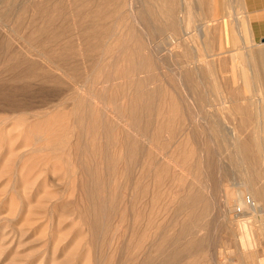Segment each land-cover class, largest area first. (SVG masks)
Returning a JSON list of instances; mask_svg holds the SVG:
<instances>
[{
  "label": "rangeland",
  "instance_id": "1",
  "mask_svg": "<svg viewBox=\"0 0 264 264\" xmlns=\"http://www.w3.org/2000/svg\"><path fill=\"white\" fill-rule=\"evenodd\" d=\"M238 2L0 0V264H264V39L247 30ZM167 22L204 36L167 50ZM74 23L90 35L139 29L152 68L116 74L129 66L112 61L119 50L86 52L81 27L65 26ZM12 55L38 70H11ZM41 70L60 84L36 78ZM65 85L84 100L77 117ZM55 112L64 122L39 148L27 126ZM235 198L253 204L245 217L233 212Z\"/></svg>",
  "mask_w": 264,
  "mask_h": 264
},
{
  "label": "bare ground",
  "instance_id": "2",
  "mask_svg": "<svg viewBox=\"0 0 264 264\" xmlns=\"http://www.w3.org/2000/svg\"><path fill=\"white\" fill-rule=\"evenodd\" d=\"M159 1V0H158ZM26 2H28V1H26ZM32 3V2H31ZM45 3V2H44ZM43 3V4H44ZM101 3H102V1H101ZM105 3V2H104ZM41 4V3H40ZM46 4V3H45ZM44 4V5H45ZM51 4V3H50ZM49 4V5H50ZM54 4V3H53ZM111 4V3H110ZM35 5V4H34ZM38 4H36V6H37ZM212 5V4H211ZM34 7L35 9H36V11L38 12V14L41 12V11H44L43 10V7L41 8L40 7V5H39V8H37V7ZM82 6V5H81ZM85 6V5H84ZM208 6V5H207ZM209 6H210V4H209ZM52 7V6H51ZM59 7V6H58ZM45 8H47V7H45ZM44 8V9H45ZM76 8V7H75ZM209 8V7H208ZM214 8V7H213ZM47 9H49V8H47ZM46 9V10H47ZM52 9V8H51ZM59 9H62V7L61 8H59ZM58 9V10H59ZM176 9V8H175ZM207 9V8H206ZM56 10H57V6H56ZM55 11V10H54ZM129 11V10H128ZM214 11V10H213ZM24 12V11H23ZM46 12V15L48 14L47 13V11H45ZM56 12V11H55ZM208 12V11H207ZM43 13V12H42ZM41 13V15H45V13H43L42 14ZM51 13V11L49 10V14ZM52 13H54V12H52ZM58 14L60 13V11H58L57 12ZM63 12H61V14H56V15H58V16H60V15H63L62 14ZM209 13V12H208ZM207 13V14H208ZM23 14V13H22ZM49 14L47 15V16H49ZM43 15V16H44ZM80 15V14H79ZM155 14H153V16H154ZM160 15V14H159ZM183 15H184V13H183ZM209 15V14H208ZM207 15V16H208ZM47 16H46V18H47ZM53 16V15H52ZM52 16H50V17H52ZM81 16V15H80ZM84 16H86V15H84ZM106 16V15H105ZM114 16V15H113ZM148 16V15H147ZM45 17V16H44ZM43 17V18H44ZM97 17V16H96ZM161 17V16H160ZM46 18H45V20H46ZM90 18V17H89ZM107 18V17H106ZM147 18V17H146ZM149 18V17H148ZM159 18V17H158ZM158 18H156L157 19V21H158ZM205 18V17H204ZM102 19H103V17H102ZM126 19V18H125ZM169 19V18H168ZM173 19V18H172ZM48 20L51 22V18H48L47 19V22L45 23V24H47V23H49L48 22ZM151 21V20H150ZM170 21H172V20H170ZM175 21V20H174ZM41 22H45V21H41ZM185 22V21H184ZM122 23V22H121ZM159 24V23H158ZM183 25V24H182ZM43 26V25H42ZM47 26V25H46ZM45 25H44V28L46 27ZM50 26H52V24L50 25ZM66 27H68V28H70L71 26H73V27H81V29H82V34H78V35H80V36H78L79 37V42H81L82 44H84L85 46H84V48H85V51L87 52V51H91L93 54H94V52L95 51H97L98 52V54L101 52V54L99 55V57L100 58H108V52H110L109 53V56H111L110 54H111V51H116V49H118L117 51V53H119V54H117V56H112L113 58H111L112 59V61H115V60H119V62L121 63V61L123 60V61H125L126 63H128L127 65H129V66H127L128 68H127V70L126 71H124L123 69L121 70V69H119V71L116 73V74H120V76L122 75H124V74H126V73H133L134 71H136V70H138V72L139 73H143V71H140V70H142V69H144V68H146V66L148 67L149 66V62H150V58L149 57H147L146 56V52L144 53L143 52V47H142V43L144 42L143 40H142V38L140 39V35L138 34L139 33V31L138 32H136L137 30H139V29H137V28H133V30L134 29H137V30H131L130 29V27H128L129 29H125V28H122L123 30L121 31V32H119V29L118 30H116V31H114V32H110V33H108L107 32V30H106V32L107 33H104L103 32V30H102V34H99V33H95V34H93V35H90L89 33V31H87V32H89L88 34L85 32V30H83V26H86L85 25V23H82V24H80V23H74V24H72V25H70V24H66L65 25ZM90 26V25H89ZM121 26V25H120ZM138 26V25H137ZM157 26V25H156ZM160 26V25H159ZM72 27V28H73ZM88 27V26H87ZM86 27V28H87ZM160 27H162V26H160ZM164 27L166 28H162V29H164V31L165 32H167V33H169L168 34V41H169V43L167 44V47H166V49L167 48H178V49H182L184 46L182 45L183 43L184 44H186V42H188L190 39H191V35H192V33L193 32H198L199 33V35L200 36H204L203 34H204V32L203 31H201L198 27H195L194 29H192L191 31L190 30H188L187 28L185 29H183V26H181V25H179V24H176V23H173V22H171V23H166L165 25H164ZM47 28V27H46ZM45 28V29H46ZM57 28V27H56ZM63 27H61V29H62ZM92 28H94V27H92ZM91 28V29H92ZM50 29V28H49ZM48 29V30H49ZM80 29V28H79ZM81 29H80V31H81ZM141 29V28H140ZM160 29V28H159ZM161 29V30H162ZM70 30V29H69ZM69 30H67L66 31V29L64 28V30H62L61 31V33L63 32V34H64V32L66 31L67 32V35L69 34L68 32H69ZM75 30V29H74ZM160 30V31H161ZM46 31V30H45ZM52 31H54V32H56L55 30H53L52 28H51V32ZM142 31V30H141ZM145 32H146V30H144ZM143 31V32H144ZM149 31V30H148ZM44 32V29L43 28H38V29H36L35 31H34V33L35 34H38V35H42V34H44L43 33ZM79 32V31H78ZM85 32V33H84ZM96 32V31H95ZM97 32H99V31H97ZM151 32V29H150V31H149V33ZM155 32V31H154ZM46 33H47V31H46ZM57 33V32H56ZM60 33V34H61ZM80 33V32H79ZM140 33H142V32H140ZM55 34V33H54ZM46 35H48V34H46ZM49 35H50V33H49ZM65 36H66V34H64ZM147 35V34H146ZM153 35V34H152ZM53 36V35H52ZM51 36V37H52ZM56 36H60L59 34L57 35L56 34ZM64 36V37H65ZM71 35H69V37H70ZM149 36V35H148ZM150 36H151V34H150ZM41 37H43V36H41ZM48 37V36H47ZM46 37V38H47ZM64 37H62V35H61V39L62 38H64ZM69 37L67 36V38L69 39ZM77 37V36H76ZM144 37V36H143ZM48 38H50V37H48ZM57 37H55V39H56ZM60 38V37H59ZM146 38V37H145ZM45 39V37L43 38V40ZM54 39V38H53ZM76 39V38H75ZM111 39V40H110ZM144 39V38H143ZM150 39V38H149ZM201 39V38H200ZM50 40V39H49ZM49 40H44V42H43V44H44V46H51L50 44H52V43H54V42H51V41H49ZM57 40V39H56ZM106 40L108 41L107 43H106ZM141 40H142V43H141ZM153 40H154V38H153ZM77 41H78V39H77ZM98 41H104L102 44H104V45H101V43L99 44V46H102L101 48L97 45V42ZM109 41H111L110 43H109ZM146 41H148L147 39H146ZM70 42H72V41H70ZM64 43L63 45H61V46H59L58 45V48L59 49H61L63 52H65V53H70L71 54V52L73 53V51H74V43ZM148 42H150V41H148ZM152 42V41H151ZM192 42V41H191ZM207 42V41H206ZM189 43V42H188ZM194 43H197V42H194ZM208 43V42H207ZM109 44H110V46H109ZM145 44V43H144ZM157 45V44H156ZM145 46V45H144ZM147 46V45H146ZM148 46H149V44H148ZM110 48H113V49H115V50H113V49H111V51H110ZM157 47H155V49H156ZM189 48V47H188ZM146 49V48H145ZM180 49V50H181ZM192 49V48H191ZM151 50V49H150ZM168 50V49H167ZM186 50V49H185ZM197 51H199L198 49H196ZM100 51V52H99ZM147 51H148V48H147ZM193 51V50H192ZM195 51V50H194ZM196 51V52H197ZM60 52V51H59ZM97 52H95V53H97ZM175 52V51H174ZM180 52H182V51H180ZM184 52V51H183ZM191 52V51H190ZM91 53V54H92ZM153 53V52H152ZM188 52H185V54H187ZM201 53V52H200ZM69 54V55H70ZM86 54V53H85ZM154 54V53H153ZM177 54H179V53H177ZM190 54V53H189ZM52 56L54 55H56V57H54V58H57L58 57V55L57 54H51ZM84 55V54H83ZM88 55V54H87ZM149 55V54H148ZM175 55V54H174ZM183 55V59H184V54H182ZM192 55H193V53H192ZM195 55H197V54H195ZM60 56V55H59ZM62 56H64V55H62ZM66 56V55H65ZM67 56H68V54H67ZM107 56V57H106ZM152 56V55H151ZM177 56V55H176ZM187 56V55H186ZM197 56H199V55H197ZM201 56V55H200ZM200 56H199V58H200ZM211 56V55H210ZM210 56H209V58H210ZM69 57V56H68ZM67 57V58H68ZM88 57V56H87ZM91 57V56H90ZM90 57H88L89 59H90ZM153 57V56H152ZM192 57H195V56H191V58ZM46 58H47V56H46ZM66 58V59H67ZM86 58V57H85ZM136 58V65L135 64H133L132 62H134V59ZM198 58V59H199ZM202 58V57H201ZM204 58V57H203ZM202 58V59H203ZM19 58L18 57H15L14 55H12V56H10V64H11V67H10V69L11 70H17V69H19V65H21L22 63H23V66H24V68L25 69H27V72L29 71H31L32 69H36L37 68V70H38V64H37V62H33V61H29V60H26V59H24V62H20V60H18ZM52 59V58H51ZM59 59H60V57H59ZM66 59H64V60H66ZM69 59V58H68ZM87 59V58H86ZM89 59H87V60H89ZM93 59V58H92ZM152 59V58H151ZM154 59V58H153ZM152 59V60H153ZM185 59H186V57H185ZM208 59V58H207ZM22 60V59H21ZM58 60V59H57ZM91 60V59H90ZM101 60V59H100ZM192 60H193V62H194V64L197 62V57H195L194 59H191L190 61H189V63L191 64L192 63ZM200 60V59H199ZM59 61V60H58ZM61 61V60H60ZM69 61V60H68ZM93 61V60H92ZM98 61V60H97ZM109 61V60H108ZM181 61V60H180ZM188 61V60H187ZM187 61L185 62L186 64H187ZM66 62H67V60H66ZM96 61H94V63H95ZM99 62V61H98ZM116 62V61H115ZM156 62V61H155ZM184 62V61H183ZM62 63H65V62H63V59H62ZM91 63V62H90ZM114 63V62H113ZM118 63V62H117ZM119 63V65H122V64H120ZM153 63H154V61H153ZM179 63V62H178ZM177 63V64H178ZM205 63V62H204ZM65 64H67V63H65ZM125 64V63H124ZM124 64L122 65V66H124ZM151 64V63H150ZM193 64V65H194ZM201 64V63H200ZM97 66L98 65H101V64H96ZM118 65V64H117ZM118 65V66H119ZM175 65V64H174ZM181 65H183V63L181 64ZM185 65V64H184ZM192 65V66H193ZM196 65V64H195ZM194 65V66H195ZM150 66H152V65H150ZM179 66H180V64H179ZM178 66V67H179ZM194 66L192 67V68H194ZM200 66V65H199ZM204 66V65H203ZM93 67H95V66H93ZM92 67V68H93ZM100 67H102V66H99V68L98 67H96V68H98V69H100L99 70V72L101 73L102 71V69H104V70H106V68H100ZM120 67V66H119ZM186 66H184V68H185ZM209 67H210V65H209ZM95 68V69H96ZM111 68V67H110ZM152 68V67H151ZM150 68V69H151ZM154 68V67H153ZM196 68V67H195ZM31 69V70H30ZM113 69V68H112ZM118 69V68H117ZM147 69H149V67L147 68ZM149 69V70H150ZM182 69H183V67H182ZM189 69V68H188ZM198 69V68H197ZM197 69H194V70H197ZM205 69H206V67H205ZM204 69V70H205ZM91 70V69H90ZM93 70V69H92ZM145 70V69H144ZM148 70V71H149ZM179 70H180V68H179ZM199 70H201L200 68H199ZM127 71H129V72H127ZM145 71H147V70H145ZM184 71V70H183ZM182 71V72H183ZM24 72V71H23ZM22 72V73H23ZM33 72V71H32ZM92 72V71H91ZM120 72V73H119ZM196 72V71H195ZM31 73V72H30ZM94 73V72H93ZM113 73V72H112ZM147 73V72H146ZM199 73V72H198ZM53 74H54V72H53ZM107 74V73H106ZM109 75H110V73H109ZM112 75H114V74H112ZM34 76V75H33ZM115 77H116V75H114ZM113 76V77H114ZM127 76V75H126ZM161 76V75H160ZM252 76V75H251ZM19 77V76H18ZM32 77V76H31ZM87 76H85V78H86ZM98 77V76H97ZM182 77V76H181ZM185 77H186V75H185ZM189 77H190V74H189ZM36 78H41V79H44V80H48L49 78H51V80L53 79V82H55L56 84H60V81H59V79L57 78V76L55 77V76H53V75H51L48 71H46V70H41L40 71V74L39 75H36ZM88 78V77H87ZM121 78V77H120ZM191 78V77H190ZM61 79V78H60ZM108 79V78H107ZM182 79V78H181ZM187 79V78H186ZM252 79V78H251ZM20 80V79H19ZM102 80V79H101ZM152 80V79H151ZM167 80V79H166ZM178 80H180V77H179V79ZM196 82L198 83V76L196 75ZM195 81V80H194ZM75 82V81H74ZM140 82V81H139ZM200 82V81H199ZM142 83V82H141ZM134 85V84H133ZM141 85H143V84H141ZM171 85V84H170ZM173 85V84H172ZM187 85H189V84H187ZM216 85V84H215ZM222 85H224V84H222ZM228 85V84H227ZM65 86H67V91H71L72 90V87H74L75 86V84H73V86L71 87V85H65ZM138 86V85H137ZM194 86V85H193ZM225 86H226V84H225ZM76 87V86H75ZM74 87V88H75ZM129 87V86H128ZM133 87H135V85L133 86ZM139 87V86H138ZM137 87V88H138ZM141 87V86H140ZM143 87V86H142ZM141 87V88H142ZM229 87V86H228ZM73 88V89H74ZM173 88V87H172ZM214 88V87H213ZM216 88H217V86H216ZM221 88V87H220ZM219 88V89H220ZM77 89V88H76ZM75 89V90H76ZM143 89V88H142ZM225 89H226V87H225ZM22 90H24V89H22ZM156 90V89H155ZM165 90V89H164ZM177 90V89H176ZM222 90V89H221ZM229 90V89H228ZM118 91V90H117ZM116 91V92H117ZM121 91V90H120ZM148 91V90H147ZM197 91V90H196ZM225 91V90H224ZM232 91V90H231ZM136 92V91H135ZM141 92V91H140ZM146 92V91H145ZM166 93H167V91H165ZM215 92V91H214ZM218 92H219V90H218ZM236 92V91H235ZM239 92H240V90H239ZM238 92V93H239ZM151 93V92H150ZM173 93V92H172ZM198 93V92H197ZM225 93H228V91L227 92H225ZM237 93V94H238ZM95 94V93H94ZM97 95H98V93H96ZM95 94V95H96ZM137 94H138V92H137ZM177 94V93H176ZM219 94V93H218ZM229 94H230V92H229ZM231 94H232V92H231ZM239 94H241V93H239ZM62 95V94H61ZM61 95H60V97H61ZM104 95V94H103ZM119 95V94H118ZM152 95V94H151ZM167 95V94H166ZM165 95V96H166ZM134 96V95H133ZM139 96H140V94H139ZM154 96V95H153ZM228 96V95H227ZM230 96H232V95H230ZM233 96H234V94H233ZM79 96H78V93L76 92V91H74V90H72L71 92H69L68 94H66V96H65V98H64V100H63V102H64V105H67V107H69L70 105H71V107H70V111H71V113H72V115H75L76 117H77V114H78V111H79V109L82 107V105H83V103H84V100L82 99H80V97L78 98ZM110 97V96H109ZM57 98H59L58 96H57ZM100 98V97H99ZM156 98V97H155ZM166 98V97H165ZM168 98V97H167ZM170 98V97H169ZM151 99H153V98H151ZM173 99V98H172ZM168 100V99H167ZM59 101V100H58ZM166 101V100H165ZM174 101V100H173ZM53 102H55V101H53ZM60 102H61V100H60ZM69 102L71 103L70 105H69ZM102 102V101H101ZM133 102V101H132ZM172 102V101H171ZM170 102V103H171ZM173 103V102H172ZM114 104H115V102H114ZM174 104V103H173ZM168 105V104H167ZM172 105V104H171ZM176 105V104H175ZM7 106V105H6ZM84 106H85V104H84ZM134 106H136V105H134ZM164 106V105H163ZM90 107V106H89ZM93 107V109H94V107L95 106H91V108ZM127 107V106H126ZM133 107V106H132ZM136 107H138V106H136ZM171 107V106H170ZM174 107V106H173ZM97 108H95V110H96ZM117 109V108H116ZM137 109V108H136ZM135 109V110H136ZM169 109V108H168ZM246 109V108H245ZM250 109V108H249ZM94 110V111H95ZM170 110V109H169ZM168 110V111H169ZM60 111V110H59ZM87 111H89L88 110V108H87ZM93 111V110H92ZM137 111V110H136ZM143 111V110H142ZM168 111L166 112L167 113V115H168ZM246 111H248V110H246ZM12 112V111H11ZM97 112V111H96ZM95 112V113H96ZM125 112V111H124ZM132 112V111H131ZM135 112V111H134ZM133 112V113H134ZM140 112V111H139ZM159 112V111H158ZM173 112H176V111H173ZM90 113H91V111H90ZM93 113V112H92ZM91 113V114H92ZM111 113V112H110ZM118 113V112H117ZM127 113V112H126ZM135 113H138V112H135ZM177 113V112H176ZM56 114V112L52 115V116H50V117H47V119H41V120H39L38 122H33V123H31L30 125H28L27 126V130H26V135H27V138H30V140L32 141V143H37L38 144V146L39 145H42V147L44 148V147H47L48 145H50L51 143L50 142H52V141H54V140H56V136H55V134L56 133H54V125H56V123H63L64 121V118H65V114H62V115H55ZM99 114H100V111H99ZM171 115L173 114V113H170ZM246 114H248V113H246ZM45 115V114H44ZM47 115H49L48 113H47ZM46 115V116H47ZM89 115V114H88ZM120 115V114H119ZM118 115V116H119ZM170 115V116H171ZM175 115V114H174ZM92 116H93V114H92ZM92 116H90L91 118H95L94 116L92 117ZM100 116H102V115H100ZM246 116V115H245ZM38 117V116H37ZM1 118V117H0ZM59 118H60V120H59ZM84 118V117H83ZM86 118H88V117H86ZM97 118V117H96ZM100 118H102V117H100ZM135 118H137L136 116H135ZM166 118H168V116L166 117ZM165 118V119H166ZM249 118H250V116H249ZM19 119V118H18ZM23 118L21 117V119H19V122H23V120H22ZM171 120V118L169 117L168 118V120ZM248 119V118H247ZM251 119V118H250ZM250 119H248V120H250ZM57 120H59V122L57 121ZM81 120V119H80ZM89 120V119H88ZM92 120V119H91ZM99 120H102V119H99ZM170 120H169V122H170ZM173 120V119H172ZM17 121V120H16ZM25 121V120H24ZM82 121V120H81ZM93 121V120H92ZM104 121V120H103ZM167 121V120H166ZM246 121V120H245ZM26 122V124H28L27 123V121H25ZM96 122V121H95ZM106 122V121H105ZM168 122V121H167ZM250 122V121H249ZM24 123V122H23ZM100 123H101V121H100ZM19 124V123H18ZM22 124V123H21ZM25 124V123H24ZM60 124V125H61ZM76 124V123H75ZM91 124H93V123H91ZM91 124L89 125V129H90V126H91ZM96 124V123H95ZM97 124H98V122H97ZM102 124V123H101ZM109 124V123H108ZM164 124V123H163ZM65 125V124H64ZM103 125H104V123H103ZM103 125H102V128H103ZM107 125V124H106ZM106 125H105V128H106ZM73 126V125H72ZM166 126V125H165ZM59 127V126H58ZM61 127H63V126H61ZM96 128H97V126H95ZM94 128V127H93ZM62 129H64V127L62 128ZM95 129V128H94ZM65 130V129H64ZM67 130V129H66ZM107 130V129H106ZM109 130V129H108ZM260 130V129H259ZM258 130V131H259ZM4 131V130H3ZM68 131V130H67ZM105 131V130H104ZM56 132V131H55ZM60 132V131H59ZM62 132V131H61ZM93 132V131H92ZM261 132V131H260ZM64 133V132H63ZM62 133V134H63ZM106 133V132H105ZM59 134V133H58ZM37 135V136H36ZM61 135V134H60ZM59 135V136H60ZM63 135H65V134H63ZM3 136V135H2ZM57 137V139L58 138H60V137ZM62 136V135H61ZM112 136V135H111ZM259 136V135H258ZM64 137V136H63ZM66 138V137H65ZM63 138H61L60 140L61 141H59V142H61V143H63V141L64 140H62ZM260 139V138H259ZM237 140V139H236ZM235 140V141H236ZM58 141H56V142H58ZM261 141V140H260ZM43 142H46V144L45 143H43ZM254 143V142H253ZM59 143H57V145H58ZM56 144H54V146H55ZM55 146V149L56 148H60L61 147V145L59 144L58 146ZM235 145V144H234ZM64 146V145H63ZM62 146V147H63ZM247 146V145H246ZM252 146V145H251ZM41 146H39V148H40ZM61 147V148H62ZM236 147V146H235ZM52 148H54V147H52ZM249 148V147H248ZM261 149H262V144H261V147H260ZM259 148V149H260ZM54 150V149H53ZM59 151H60V149H58ZM238 150V149H237ZM57 152V151H56ZM61 152H62V150H61ZM238 152H239V150H238ZM259 153H260V150L258 151ZM63 153V152H62ZM263 154H264V151L262 152ZM241 153L239 152V155H240ZM246 154V153H245ZM261 154V153H260ZM60 156H62V155H60ZM66 156V155H65ZM63 157H64V155H63ZM61 159H62V157H61ZM66 162V161H65ZM197 163V162H196ZM200 164V163H199ZM193 166H195V165H193ZM202 166H203V164H202ZM192 169V168H191ZM194 169H195V167H194ZM66 174V173H65ZM67 174H68V172H67ZM70 181V180H69ZM81 181V180H80ZM82 182V181H81ZM86 183V182H85ZM88 183H89V181H88ZM82 189V188H81ZM82 191V190H81ZM227 191H228V189H227ZM114 194V193H113ZM192 197V196H191ZM233 198V197H232ZM205 199V198H204ZM236 199V198H235ZM245 200H243V203L238 199H236V200H234V202H230V203H233L232 204V210H233V212H235V214L236 215H238V217H245L246 216V210L250 207V205H251V207L253 206V204L251 203V201H250V199H246V201L244 202ZM204 202V201H203ZM209 203V202H208ZM237 203H240V206L239 207H237L236 206V204ZM197 204V202H195V203H193V205H196ZM229 205V204H228ZM251 209V208H250ZM200 214H201V212H199L197 215H196V217L197 218H199V217H201L200 216ZM234 214V215H235ZM233 215V214H232ZM236 219V218H235ZM233 221V220H232ZM184 226V225H183Z\"/></svg>",
  "mask_w": 264,
  "mask_h": 264
},
{
  "label": "crops",
  "instance_id": "3",
  "mask_svg": "<svg viewBox=\"0 0 264 264\" xmlns=\"http://www.w3.org/2000/svg\"><path fill=\"white\" fill-rule=\"evenodd\" d=\"M238 8L247 30L253 36L264 39V0H239Z\"/></svg>",
  "mask_w": 264,
  "mask_h": 264
}]
</instances>
